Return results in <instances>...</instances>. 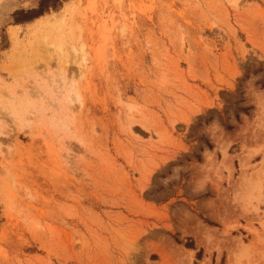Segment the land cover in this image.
<instances>
[{
    "label": "rangeland",
    "instance_id": "1",
    "mask_svg": "<svg viewBox=\"0 0 264 264\" xmlns=\"http://www.w3.org/2000/svg\"><path fill=\"white\" fill-rule=\"evenodd\" d=\"M40 2L0 0V264H264V0Z\"/></svg>",
    "mask_w": 264,
    "mask_h": 264
},
{
    "label": "trees",
    "instance_id": "2",
    "mask_svg": "<svg viewBox=\"0 0 264 264\" xmlns=\"http://www.w3.org/2000/svg\"><path fill=\"white\" fill-rule=\"evenodd\" d=\"M49 0H41L39 4V8L36 11L28 12L26 15L24 21H28L34 17L41 16L43 13H45L49 8L55 9L60 4L61 0H53V2H48ZM23 21V22H24ZM241 111L245 112L246 109L242 108Z\"/></svg>",
    "mask_w": 264,
    "mask_h": 264
}]
</instances>
